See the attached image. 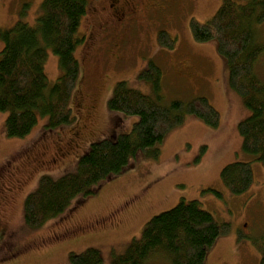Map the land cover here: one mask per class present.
Listing matches in <instances>:
<instances>
[{
    "label": "rangeland",
    "instance_id": "rangeland-1",
    "mask_svg": "<svg viewBox=\"0 0 264 264\" xmlns=\"http://www.w3.org/2000/svg\"><path fill=\"white\" fill-rule=\"evenodd\" d=\"M224 1L134 0L126 22L119 23L111 15L109 0H90L78 34L84 39L99 34L95 42L87 38L75 50L80 72L69 101L73 123L47 128L49 117L40 116L30 134L12 138L5 130L8 113L0 111V264H70L71 253L89 248L100 250L103 264H112L141 238L148 221L182 199L198 200L230 226L204 264H260L255 242L264 236V165L243 151L238 130L250 111L229 86V67L216 40L196 42L190 29L191 20L208 22ZM43 2L0 0V30L20 20L35 26ZM165 5L163 16L159 9ZM254 29L255 41L264 44V21ZM162 30L177 39L173 50L159 44ZM3 47L0 41V52ZM151 61L163 70L159 92L140 78ZM256 66L264 81V54ZM44 70L54 85L61 70L50 48ZM121 81L163 106L203 95L219 112L220 123L212 128L196 117L187 120L158 144L157 157L138 153L128 170L98 186L86 201L78 204L80 196L74 199L63 218L29 227L25 200L43 175L58 179L75 173L79 157L92 143L132 131L138 118L108 107ZM233 162H250L253 169V182L242 194H233L221 180V171ZM112 212L118 216L110 218ZM153 256L146 264H170L162 254Z\"/></svg>",
    "mask_w": 264,
    "mask_h": 264
},
{
    "label": "trees",
    "instance_id": "trees-1",
    "mask_svg": "<svg viewBox=\"0 0 264 264\" xmlns=\"http://www.w3.org/2000/svg\"><path fill=\"white\" fill-rule=\"evenodd\" d=\"M89 3L90 0H44L35 26L20 20L11 29L0 30L4 44L0 52V111L8 113V137L30 134L40 116L49 117L47 128L73 123L75 116L69 101L80 72L75 50L85 40L78 29ZM263 21L264 0H225L208 22L191 20L190 29L196 42L216 40L217 51L229 67V86L242 96L250 111L238 125L242 149L264 165V81L256 73L264 44L255 41L254 29ZM157 40L163 48L173 50L177 39L162 30ZM48 48L59 58L61 70L52 86L44 70ZM162 76L156 61L149 62L140 74L155 92L160 90ZM108 107L125 116H136L132 131L92 143L79 157L75 173L58 179L43 175L37 189L25 200L24 219L29 227L63 218L74 199L80 196L78 204L86 201L98 186L128 170L130 160L138 153L157 157L158 144L188 116L212 128L220 123L219 112L204 96L189 101L176 99L163 106L126 81L116 84ZM253 178L250 162H233L221 171L222 182L233 194L246 192ZM229 231V224L219 222L198 200L182 199L174 208L148 221L141 238L133 240L112 264H146L156 253L170 264H204L208 251ZM255 246L261 253L260 264H264V236ZM70 264H103V257L100 250L89 248L71 253Z\"/></svg>",
    "mask_w": 264,
    "mask_h": 264
},
{
    "label": "flooded vegetation",
    "instance_id": "flooded-vegetation-1",
    "mask_svg": "<svg viewBox=\"0 0 264 264\" xmlns=\"http://www.w3.org/2000/svg\"><path fill=\"white\" fill-rule=\"evenodd\" d=\"M109 1H110V12H111L112 17L116 18L115 19L116 22H119V23L126 22V17H128V15H129L127 12H132L133 11L134 7L131 6V4L134 3V0H109ZM167 7L168 6L165 5V6H163L162 8L159 9L160 13L163 16L166 15ZM105 25H107L106 22L102 25V31L106 30ZM98 34L99 33H97V32L91 33L89 37H86L85 42H86L87 38H88V40H91V41L95 42L96 39H97L96 37H97ZM92 51H93L92 47L89 48V53L92 52ZM133 198H136V197H133ZM135 200L136 199H134L131 203H127L126 202L127 206H129V205L132 206L134 204L133 202H135ZM110 215H111L110 218H112L113 215H115V214H114V212H112ZM116 217H113V218H116Z\"/></svg>",
    "mask_w": 264,
    "mask_h": 264
},
{
    "label": "crops",
    "instance_id": "crops-1",
    "mask_svg": "<svg viewBox=\"0 0 264 264\" xmlns=\"http://www.w3.org/2000/svg\"><path fill=\"white\" fill-rule=\"evenodd\" d=\"M198 96H203V95H198ZM196 97H197V96H196ZM194 98H195V97H194ZM193 118H194V117H192V116H188L187 119H186V121H187V120H193ZM186 121H185V122H186ZM185 122H184V124H185ZM196 122H197V121H196Z\"/></svg>",
    "mask_w": 264,
    "mask_h": 264
}]
</instances>
